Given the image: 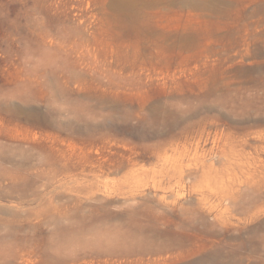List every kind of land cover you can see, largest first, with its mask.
<instances>
[{
  "label": "rangeland",
  "instance_id": "374dc122",
  "mask_svg": "<svg viewBox=\"0 0 264 264\" xmlns=\"http://www.w3.org/2000/svg\"><path fill=\"white\" fill-rule=\"evenodd\" d=\"M0 264H264V0H0Z\"/></svg>",
  "mask_w": 264,
  "mask_h": 264
}]
</instances>
